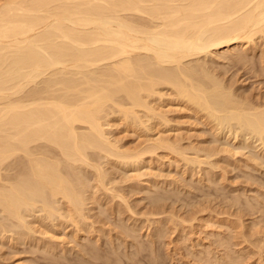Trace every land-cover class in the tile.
<instances>
[{"label":"bare ground","instance_id":"bare-ground-1","mask_svg":"<svg viewBox=\"0 0 264 264\" xmlns=\"http://www.w3.org/2000/svg\"><path fill=\"white\" fill-rule=\"evenodd\" d=\"M260 40L264 0H0V213L16 223L12 230L0 224V232L37 233L39 217L28 220V214L40 206L42 217L68 220L81 235L95 190L121 197L90 152L109 162H137L159 149L182 155L177 138H159L158 121L169 120L158 104L164 96L196 115L206 113L210 124L234 122L263 137L264 99L238 98L201 62L224 49L256 48ZM115 114L127 131L161 134L139 151L118 154L123 146L106 130ZM5 167L15 171L10 179L3 177ZM81 167L96 171L94 186L83 180ZM47 230L42 234L52 241ZM222 259L216 263L228 264Z\"/></svg>","mask_w":264,"mask_h":264},{"label":"rangeland","instance_id":"rangeland-1","mask_svg":"<svg viewBox=\"0 0 264 264\" xmlns=\"http://www.w3.org/2000/svg\"><path fill=\"white\" fill-rule=\"evenodd\" d=\"M229 51L209 54L201 62L233 86L238 98H248L254 103L263 101L264 40H260L256 48L236 47ZM170 101L168 96L158 101L163 104L161 111L166 112L162 111V115L169 119L167 123L157 120L162 134H156L155 130L149 132L147 128L136 133L127 131L118 114L113 116L112 127L106 130L118 140L120 147L123 146L115 151L118 154L124 149L139 151L153 143L148 140L151 136L156 140L161 134L159 138H173L172 142L182 139L176 145L183 156L159 149L137 162L121 158L109 162L104 154L90 152L97 164L100 163L103 170L106 168L108 187L113 186L114 193L121 197L114 198L110 192L95 190V193L98 191L94 195L96 201L92 200L91 204L87 198L94 190L92 194L87 193L84 208L88 214L84 212L86 219L80 237L68 220L51 222L45 216L46 220L37 206L38 209L31 211L32 215L28 214V220L39 217L37 233L0 232V264H215L217 258V263L221 261L220 257L228 264L235 258L238 261L235 259L233 264H264V213L260 215L264 212V136L247 129L244 132L234 122L220 127L216 121L210 124L206 113L196 115L193 108L188 110ZM6 169L3 168V177L10 179L15 171ZM79 171L83 180L86 176L89 185H95V170L81 167ZM246 206L250 209H245ZM2 221L0 224L10 230L16 224L0 213ZM44 228L51 232L50 236L54 233L52 241L48 234H42ZM74 233L79 239L73 237ZM220 236L224 238L220 240ZM227 253L232 255L228 259Z\"/></svg>","mask_w":264,"mask_h":264}]
</instances>
